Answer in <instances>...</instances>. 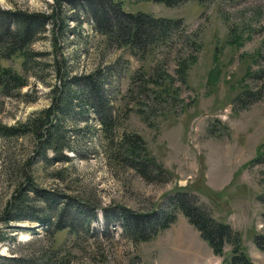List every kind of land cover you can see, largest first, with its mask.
Segmentation results:
<instances>
[{
	"label": "rangeland",
	"instance_id": "rangeland-1",
	"mask_svg": "<svg viewBox=\"0 0 264 264\" xmlns=\"http://www.w3.org/2000/svg\"><path fill=\"white\" fill-rule=\"evenodd\" d=\"M0 7L48 19L25 48L24 67L23 54L0 58L28 76L18 91L0 92V122L29 125L59 101L58 91L75 93L51 116L68 145L62 150L43 149L31 129L0 136V264H228L231 244L216 254L180 211L148 238L124 228L121 213L146 228L177 189L240 231L244 252L264 264L255 242L264 235V0H123L125 10L179 20L145 56L106 42L81 0ZM95 70L112 129L77 96L82 76ZM125 133L141 138L168 179H147L110 156ZM41 205L61 228L43 220Z\"/></svg>",
	"mask_w": 264,
	"mask_h": 264
},
{
	"label": "trees",
	"instance_id": "trees-1",
	"mask_svg": "<svg viewBox=\"0 0 264 264\" xmlns=\"http://www.w3.org/2000/svg\"><path fill=\"white\" fill-rule=\"evenodd\" d=\"M152 1L177 5L184 0ZM81 2L92 16L93 26L104 34L106 42H114L118 46L128 48L130 53L136 55L145 56L160 40L171 36L179 25V20L175 18L158 16L145 11L125 10L122 7L123 0H81ZM47 21L46 16L39 11L0 7V58H6L16 53L23 54L25 56L23 60L24 67L27 59L25 48L35 34L45 30ZM184 68L183 63L180 70H184ZM102 77V73L96 70L83 75V89L76 94L85 103L90 104L95 112L99 113V119L106 128L112 129L114 119L112 109L107 107L103 96L104 80ZM27 80L28 76L25 73L17 72L12 67L0 63V92L10 94L12 92L11 87L18 91L20 87L27 83ZM164 90H168V88L163 86L159 91L164 92ZM73 94L75 93L71 90L67 92L62 90V93L58 91L57 99L59 101L55 99L53 104L42 109V114L32 119L29 125L21 123L18 126H13L0 122V136L19 134L31 129L36 134L39 141L37 143H40L43 149L49 146L53 149L62 150L64 145H68H60L64 139L63 133L60 126L52 123L51 116L55 114L56 106L62 112L61 106L66 105V100H71ZM110 156L134 167L141 175L151 180L157 179L156 176L161 177L160 180L169 178V174L165 172L160 162L157 163L153 157L146 154L141 138L137 134H123L117 144L111 145ZM171 195H173L171 206L155 215L152 222L146 223V228L141 226V220L144 219L135 218L134 215L129 218L130 216L127 213H121L120 220L123 222L124 228L128 229L129 234L137 235V238H148L150 237L147 235L148 231L156 232L157 229L166 227L175 219L176 211H180L200 231V234L208 241L216 254L222 253L225 243L231 244L228 264H254L243 250L240 231L234 229L228 222L216 219L195 193L187 189L180 192L177 189ZM20 202L21 200L18 203ZM19 206L20 204H16L17 209L20 208ZM23 207L21 206V208ZM41 207L43 220L54 225L56 229L61 228L62 225L59 221L54 224L50 222L49 213H45L42 205ZM64 207L65 204L56 211V219H60ZM255 242L260 248H264V235L256 234ZM0 257L3 256L0 254ZM28 259L27 262H34L32 259ZM42 259L41 264L48 262V259Z\"/></svg>",
	"mask_w": 264,
	"mask_h": 264
}]
</instances>
